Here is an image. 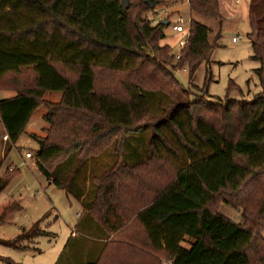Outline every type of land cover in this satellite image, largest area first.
<instances>
[{
    "label": "trees",
    "instance_id": "1",
    "mask_svg": "<svg viewBox=\"0 0 264 264\" xmlns=\"http://www.w3.org/2000/svg\"><path fill=\"white\" fill-rule=\"evenodd\" d=\"M150 2L162 0H130L127 10L121 0H0V91L16 95L0 100L9 150L45 107L48 136L31 135L34 163L49 185L69 195L89 157L112 143L122 150L123 138L150 126L144 162L129 166L121 155L93 179L86 211L108 240L98 260L85 264H264V0L249 3L247 37L260 87L250 102L190 100L166 66H186L192 80L220 32L211 43L209 30L191 19L176 59L158 45L169 22L153 24ZM187 5L221 25L219 0ZM26 72L31 85L21 78ZM48 92L60 93V101L44 102ZM156 93L171 103L155 118L147 95ZM75 153L77 164L65 177L51 171ZM17 171L0 173V195ZM75 190L83 201L82 188ZM220 204L238 209L242 222L223 216Z\"/></svg>",
    "mask_w": 264,
    "mask_h": 264
},
{
    "label": "rangeland",
    "instance_id": "2",
    "mask_svg": "<svg viewBox=\"0 0 264 264\" xmlns=\"http://www.w3.org/2000/svg\"><path fill=\"white\" fill-rule=\"evenodd\" d=\"M137 1L131 0V3L135 4ZM220 2L222 5L220 26L213 18L191 13L187 0H162V3L158 4L152 2L155 4L151 7L154 13L147 15L154 21V25L160 20H168L169 25L163 30L165 38L159 41L158 45L168 47L169 54L174 56L180 52L177 43L186 39L191 19L209 30L208 37L211 43L220 32L208 62L197 67L192 80H189L190 75L186 66L176 72L171 70L170 66H166L167 71L174 73L180 87L188 91L190 100L205 97L206 100L213 101L228 97L250 102L260 91V87L254 74V71L259 68V62L251 58L252 46L247 37L250 32L247 4L243 0H220ZM243 4L244 6H241ZM243 7H245L244 13ZM178 18H182L185 29L180 34L172 32L171 29ZM237 36H241L242 39L232 43L231 39ZM174 64L173 59L172 65ZM33 77V74L27 72L21 76L25 85H31ZM231 83L236 87L228 91ZM147 96L151 116L155 118L160 117L165 107L171 103L170 98L163 93ZM60 99L61 94L58 92H48L43 96V101L51 104L58 103ZM46 114L45 107L37 108L15 147L9 150L8 145L5 146V162H0V173L12 167L18 170L11 176L6 189L0 195V216L5 208H10L6 216L0 220V264H70V259L73 260L72 264L83 263L87 259L84 254L89 257L96 250L94 240L102 238L108 240V235L104 234L105 231L95 224L96 222L88 216L86 211L87 204L95 194L93 179L106 173L120 160L118 158L121 155L122 161L129 166L144 162L149 156L147 147L152 132L151 127L146 126L141 132L123 138V142L127 140L122 150L116 143H112L98 157H89L82 165L83 169L75 176L73 193L68 195L49 185L34 163L38 145L31 139V135H34L37 140H43L48 136L49 125L43 120ZM122 141L118 142V145H121ZM26 153L30 154L32 159H26ZM76 155L77 153L73 154L67 161L66 158L57 160L51 167V171L55 170L58 175L65 177L77 164ZM77 188H82L83 201L75 198L74 192ZM216 209L232 222H242L238 209L224 204H220ZM216 209L213 207L214 211ZM79 217L82 219L79 220ZM84 222L92 223L96 230L91 229L88 224L83 226ZM34 225L36 226L31 230ZM35 230L44 232V235L34 234L33 236ZM73 232L75 235L77 233V239L71 237ZM11 244H14L16 248L10 246ZM84 250L91 253L86 254Z\"/></svg>",
    "mask_w": 264,
    "mask_h": 264
},
{
    "label": "crops",
    "instance_id": "3",
    "mask_svg": "<svg viewBox=\"0 0 264 264\" xmlns=\"http://www.w3.org/2000/svg\"><path fill=\"white\" fill-rule=\"evenodd\" d=\"M244 1V3L245 4H247V21H248V13H249V3H250V0H243ZM241 6H244V4L243 5H241ZM242 8V7H241ZM219 10H220V12L222 11V5H221V2H220V0H219ZM244 10H245V7H243V13H244ZM241 16H243V14H240ZM185 30V29H184ZM173 32V31H172ZM241 37V36H240ZM235 38V37H234ZM6 95V96H5ZM16 95L13 93V92H8V91H6V92H4V91H0V100H2V99H10V98H13V97H15ZM34 115V114H33ZM33 117V116H32ZM31 117V118H32ZM30 118V119H31ZM29 122H30V120H29ZM29 122H28V124H29ZM28 124H27V126H28ZM26 130V129H25ZM5 137H6V135H5V133H4V130H3V128H2V126H1V124H0V162L2 163V162H5V157H4V150H5V146H7V137H6V139H5ZM20 139V138H19ZM28 160H30V159H28ZM80 219H82V217H79V220ZM84 224H88V226L91 228V229H95L96 230V227H95V225H93L92 223H90V222H84L83 223V226H84ZM96 224V223H95ZM100 228V227H99ZM102 230V229H101ZM94 232V231H93ZM102 232H103V230H102ZM74 233V232H73ZM95 233H96V231H95ZM97 234H99V233H97ZM104 234H105V232H104ZM76 236V237H75ZM73 239H77V233H76V235H75V233H74V236H71ZM107 237V236H106ZM108 238V237H107ZM107 240H106V238H102V239H98V240H94V244H96V245H94V246H97L96 247V250H95V252H92L93 253V255L92 256H86L85 254H84V257L85 258H87V259H85L84 260V262L83 263H81V264H85V263H88V262H94V261H97L98 260V257H99V255H100V253H101V251H102V249H103V247H104V244H105V242H106ZM84 253H86V254H88V253H91L90 251H88V250H84ZM69 262H70V264H72V262H73V260H69ZM165 264H171V263H165Z\"/></svg>",
    "mask_w": 264,
    "mask_h": 264
},
{
    "label": "built area",
    "instance_id": "4",
    "mask_svg": "<svg viewBox=\"0 0 264 264\" xmlns=\"http://www.w3.org/2000/svg\"><path fill=\"white\" fill-rule=\"evenodd\" d=\"M171 29H172V31L175 32V33H178V34L183 33L185 30H184V27H183V25H182V18H178L177 21H176V24L173 25ZM187 37H188V32H187L186 39L183 40V41H179V42L177 43V46L179 47L180 51L184 48V46H185V44H186V41H187ZM241 39H242V37L237 36V37H235V38H232L231 41H232V43H237V42H239ZM178 55H179V54H178ZM178 55H176V59L179 58ZM5 139H6V137H5ZM25 158H26V159H31V155L28 154V153H26V154H25ZM72 236H74V233H72Z\"/></svg>",
    "mask_w": 264,
    "mask_h": 264
},
{
    "label": "water",
    "instance_id": "5",
    "mask_svg": "<svg viewBox=\"0 0 264 264\" xmlns=\"http://www.w3.org/2000/svg\"><path fill=\"white\" fill-rule=\"evenodd\" d=\"M121 4H122L124 10L128 9V7H129V1L128 0H121ZM153 6H154V4L152 2H150V7H153ZM167 23H168V21L164 20V21H162L161 24L166 26Z\"/></svg>",
    "mask_w": 264,
    "mask_h": 264
}]
</instances>
